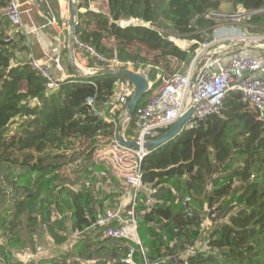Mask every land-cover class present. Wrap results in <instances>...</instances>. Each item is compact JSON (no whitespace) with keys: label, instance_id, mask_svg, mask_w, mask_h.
<instances>
[{"label":"trees","instance_id":"16d2710c","mask_svg":"<svg viewBox=\"0 0 264 264\" xmlns=\"http://www.w3.org/2000/svg\"><path fill=\"white\" fill-rule=\"evenodd\" d=\"M92 1L97 0H77L75 37L107 59H117L128 68L151 66L152 79L158 69L172 72L173 62H187L199 47L195 43L188 49L181 48L169 36L205 41L213 36L219 23L207 14L218 11L222 5L221 0H114L108 13L92 9ZM9 2L0 0V164L28 167L40 176L25 184L13 180V193L0 188V204L5 203L0 208V257L9 252L8 245L25 246L24 241L32 232L42 230L53 204L61 210L72 207L76 227L88 225L83 213L86 208L93 210L92 188L64 191L61 184L56 194L57 184L50 182L52 186L45 187L44 180L56 179L55 172L63 164L71 163L73 157H77L75 161H82L75 173L81 171L94 150L103 144L101 138L106 139L105 143L110 141L113 124L95 116L86 100L95 96L96 106L104 108L121 79L111 74L78 75L69 64L72 74L58 80L56 88H49L48 80L30 64L33 49L29 36L16 29L5 14ZM232 3L247 11L264 7V0H232ZM123 19L147 21L148 25L137 22L122 25ZM246 22L250 30L264 32L263 11L252 14ZM144 48L154 56L146 55ZM18 53H24L26 58H18ZM95 62L99 63L96 58ZM160 83L156 82L153 90ZM151 93L152 90L137 108L146 104ZM82 141L89 144L77 156V147ZM141 167L144 183L157 186L155 194L160 197L144 215V220L161 223L163 232L176 241L173 247L166 245L164 254H175L186 243L194 245L201 233L200 211L191 204L185 206L176 202V195L182 199L191 195V201L202 197L210 176L216 173L214 187L205 200L212 218H228L212 230L208 239L210 247L219 251H198L188 257L187 264H243L264 256V247L258 242L264 235V126L257 119L256 109L242 101L240 91L227 93L220 114L208 116L197 126L184 129L152 150ZM50 173L54 174L47 178ZM172 181L175 192L165 187ZM11 206L13 213L8 211ZM24 216L32 229L22 241L18 231ZM151 233L155 238H151L149 248H155L151 250V255L155 256L158 245L161 248L165 243L157 238L161 233L156 230ZM64 241L65 236L57 237L59 244ZM49 257L52 258V254ZM48 258L39 257V263L65 264L54 257ZM163 264L185 263L179 259Z\"/></svg>","mask_w":264,"mask_h":264},{"label":"built area","instance_id":"2783aa9c","mask_svg":"<svg viewBox=\"0 0 264 264\" xmlns=\"http://www.w3.org/2000/svg\"><path fill=\"white\" fill-rule=\"evenodd\" d=\"M27 1L35 4L38 0ZM21 6L20 0H10L5 14L16 29L23 30ZM261 11L260 9L247 11L240 7L233 13L211 11L207 17H213L219 23L249 26L246 22L248 17ZM53 22L54 18L49 19L47 25ZM245 32L246 29L237 35L232 33L224 38L216 39L213 31V36L203 42L191 40V44L198 43L199 47L191 53L185 72H162L158 69L155 78L152 79L151 66L140 65L137 72L149 81L152 95L144 106L136 109L131 118L128 116L127 103L135 87L129 79L121 78L117 82L114 94L105 103L104 108L107 112L96 106L95 96L87 98L86 103L91 107L93 114L113 124V135L110 141L100 144L89 160L93 163L100 162L101 169L96 170L95 167L89 166L91 178L85 179L81 187L68 186L75 192L82 187L92 188L93 210L91 212L86 208L83 213L89 223L83 228L76 227L74 210L64 211L55 204L51 207L49 219L43 222L44 229L51 226L61 236L66 237L62 243L64 245L62 248L66 252L74 249L75 244L80 241H89L90 234L97 232L98 255L86 257L80 251L73 257V264H163L168 260L179 259H183L187 264L188 257L198 251L207 253L219 251L217 248H211L208 241L200 250L196 246V241L194 245L186 243L175 254H164L166 245L173 247L176 241L168 238V235L163 232L161 223L148 221L149 226L154 225L155 230L161 233L157 238L165 243L161 248L158 245L155 256L151 255V250L155 248L150 249L145 246L139 232L140 218L150 212L158 202L153 197L158 187L144 183L141 166L144 158L152 151L146 147L151 138L162 134L160 133L162 130H168L189 108H192V114L183 125V130L197 126L208 116L220 114L223 100L231 90L242 93V101L256 109L257 119L264 126V42H262L264 33L246 35ZM174 37L170 35L169 39L178 44ZM241 41L246 42L245 46L252 47L254 50L242 52L239 49L238 52H228L230 42L236 44ZM253 41L257 44L251 46L250 42ZM74 45L90 53L99 61L97 68L95 67L96 70L126 67L125 63L117 59H107L92 46L83 44L76 37ZM221 45L225 47L221 49ZM209 53L212 54L204 58ZM55 62V55H49L45 60L36 57H31L30 60V64L48 80L49 88L58 86V80L55 78ZM129 64L132 65L131 62ZM198 65H200L199 69ZM195 73L196 81L193 83ZM158 81H161V86L154 91L153 86ZM120 135L125 141L138 140L139 146L122 143L119 140ZM80 162L82 161H73L70 164L71 169L75 170ZM140 192H145L147 195L145 201L140 200L144 203L141 210L138 209ZM191 199V195H186L181 200L177 199L176 202L189 206ZM189 215H191L190 210ZM203 229H205L204 221L201 223V233ZM33 241H37L35 236ZM49 250L38 244L34 249H26L21 258L25 261H33L38 255ZM69 262L70 258H68Z\"/></svg>","mask_w":264,"mask_h":264},{"label":"rangeland","instance_id":"374dc122","mask_svg":"<svg viewBox=\"0 0 264 264\" xmlns=\"http://www.w3.org/2000/svg\"><path fill=\"white\" fill-rule=\"evenodd\" d=\"M24 1H26V0H20V2L22 3V6H21L22 10H24L26 7H28L27 3L24 2ZM38 1L41 4V6L43 7V10L46 12L45 14L47 16H50L51 19H53V18H54V20L56 19L53 22V24H50L48 26L56 27V30L59 31V32H61L62 29H63L64 31L62 33L65 34V39H66L67 34L69 33V30H68L69 29V22H68V19H69V4H68V0H47V1L46 0H38ZM120 1L124 2V0H120ZM221 1H222L221 8L218 11H215V12H218V13H233L235 11H238V9H240V7H235L233 5L232 0H221ZM113 2H114V0L92 1V2H90V7L92 9H94V10H102V11L110 13L111 12V6H112ZM32 4L34 5V3H31L30 5H32ZM260 10H262L264 12V7L261 8ZM42 13H43V11H42ZM49 19L45 18V20H44L45 23H48ZM58 20L61 22L60 24H58ZM124 21H125V19H123V21H121L122 25L125 24V23L123 24ZM131 22L136 23L137 21L135 19H132ZM227 24H230V23H227ZM227 24H225V26H227L226 28H228L229 31H231L232 33H234L235 31L237 32V30L233 29L232 27L229 28L230 26L227 25ZM238 27H240V25ZM244 27L246 28V32H245L246 35H257V34H263L264 33V32H260V31H258V32L252 31V30L249 29L250 26H246L245 25ZM172 36H174V35H172ZM175 38H177V37H175ZM185 40L188 42L187 45H180L179 43L177 45H179L181 48L188 49L193 44H191V40H189V39H185ZM179 42L181 44H185V42L182 41V40H179ZM67 47H68V42L65 43L64 52H65V50H67ZM144 51H145L146 55H149V57H153L154 56V53L149 51V50H146V48H144ZM65 55H67V52H65ZM75 55H76L77 67L79 66L77 68V71H76L78 73V75H84L86 73V70L84 68H88V69L92 68V71H96L95 67L97 68V64L98 63H96V62L94 63L95 58L92 57V55L90 53L86 52L85 50H81V49H78V48L75 47ZM186 63L187 62H185V63H181V62H178V61L173 62V64H172V72H177V71L185 72L187 70ZM131 70L137 71V68L136 67H131ZM160 86H161V83L158 84L157 88L154 89V91H157L160 88ZM151 95H152V93H151ZM101 110L104 111V112H107V110L105 108H103ZM160 133H162V131H160ZM129 134H132V133L129 132ZM105 142H106V139L101 138V143L106 144ZM88 144H89L88 141H82L81 142L80 146L77 147V149L79 151L77 153V156L80 153H82L84 150L87 149ZM54 151H55V153H60L59 150H54ZM69 153L71 154L72 151L69 152ZM76 158L77 157H73V160L71 161V163L73 161H75ZM71 163L63 164L61 166L60 170H58V172H55V174H57V178L53 179V181L45 179L44 180L45 187H48V186L51 187L52 184L50 182H52L54 184H57V185H55V188H54L56 194L58 193V189L57 188H60L61 184H62V186L65 187L64 191L65 190L67 191V189L69 190V188H70V187H68L69 185H75L77 187L78 186L81 187L85 179L91 178L90 177L91 172L88 169L89 166L95 167L96 170H100L101 169V163L100 162H94L93 163V162L89 161L87 163V165H85V167L82 168L81 171L75 173L74 169L73 170L71 169V166H70ZM69 173H72V174L69 175ZM52 174H54V173L48 174L47 178L51 177ZM39 176H40V173L33 172L28 167H24V166H21V165H11L9 163H1L0 164V188L5 187V189L7 191L9 189V191H11V193H13V191H12L13 186L11 185V182L13 180L17 181L19 184H25V183L33 182ZM165 187H166V189L168 188V189H172L174 191V189H173V181L167 183L165 185ZM161 191H163V190H161ZM48 192H49V189H48ZM8 196H9V192H8L7 197ZM146 197H147V195H146L145 192H140L139 193V205H140L138 207L139 210H141V206L144 204V203L140 202V200L143 199L145 201ZM153 197L156 198L158 200V202H159L160 197H158L157 194H154ZM2 199H3L2 201L5 200V198H2ZM177 199H182V198L179 197L178 195H176L175 201ZM170 201L173 202L174 199L172 198V199H170ZM191 203H192V201L190 202V204ZM2 205L4 207L5 203H1L0 204V208H2ZM63 208H66V207H63ZM68 209L73 210L72 207L68 208ZM62 210L65 211V210H67V208L66 209H62ZM8 211L13 213V207L11 206ZM208 213H209V209H208ZM208 216H210L209 218L213 217L212 215H208ZM31 229H32V227L29 226L28 220L24 216L23 219H22V224L20 226V230L18 231V234L20 235L19 239L24 241V239H26V235L31 231ZM37 229L38 228H36V230ZM41 229L42 230H39L38 233L37 232H34V233L32 232L30 238H28L27 240L24 241V242H27V244H26L27 246L29 245L28 248L34 249L36 247V245L40 244V245H42L45 248H50V251L52 250V252H60V251H62L64 249V248H62L64 245L62 243L59 244L57 242V237L60 236V234L55 228H52V229L51 228H48V229L41 228ZM210 229H211V226H210L209 229L206 230V225H205V229H203V233L205 232L207 234L202 235V238H204V241L202 242L203 244H205V242H207L209 237H210V234L212 232V230H210ZM152 230H155V226L154 225L149 226L148 222H146L144 220V217H141L140 218V230H139V232H140V236H141V238H142V240H143V242H144L146 247H149V245L151 243L150 240H151V235H152L151 231ZM90 235H91V237L89 238V241H80V242L75 244V248L74 249L72 248V249H70V251L69 250H67V252L65 251L67 253L65 256H62L64 254H61V255L59 254V256H54V258L59 259L60 261H65V264H68V258L72 259V257H74L76 254H78L80 251L86 257L92 256V255H98L97 252L99 250V241L96 239V238H98L97 237V232H92ZM34 236L37 238L36 242H32ZM65 239H66V237H65ZM258 242H259V244L261 246L264 247V235L260 236L258 238ZM25 251L26 250H24L22 252L20 257H22L25 254ZM54 255H58V254L54 253ZM43 256L48 258V256H50V254L44 253ZM60 256H62V257H60ZM52 258L49 257L48 259H52ZM26 263L40 264L39 262H37V263H35V262H26ZM243 264H264V256L258 257L257 259H255L252 262L243 263Z\"/></svg>","mask_w":264,"mask_h":264},{"label":"crops","instance_id":"0c3cea01","mask_svg":"<svg viewBox=\"0 0 264 264\" xmlns=\"http://www.w3.org/2000/svg\"><path fill=\"white\" fill-rule=\"evenodd\" d=\"M24 2L27 3L28 7H26L23 10V25H24L23 31H24V33H26L29 36V40L31 42L32 49H33L32 56L36 57L38 59H41V60H45L49 55H55V57H56L55 78H56V80L65 79L66 77H68L69 75L72 74L70 71V68H69L70 62H69L68 55H65V52H64L65 43L68 42V34H67V37L65 39V34L62 33L64 31L63 29L61 32H59L56 30V27L48 26L47 23H45V21H44L45 18L49 19V17L45 14L46 12L43 10V7L39 3V1L37 3H35L34 5L33 4L30 5L31 3L28 2L27 0ZM42 11H43V13H42ZM60 23L61 22L58 20V24H60ZM225 24H227V23H219L215 27L214 37L216 39H221V38H224V37L232 34V32L229 31L228 28H226L227 26H225ZM227 25L230 26L229 28L232 27L233 29L237 30V32L236 31L234 32L235 35H237V33H241L242 31H244L246 29L244 27V25H240V27H238L239 25H233V24H227ZM230 45L231 46L229 48H227L228 52H230V53L238 52L239 49L242 52H248V51L254 50L252 47L248 48L247 46H240V48H239L238 46H235L234 43H232V42H230ZM220 47H221V49H223L225 46L223 47L221 45ZM24 56H26V55H24V53H18L17 54L18 58H26ZM74 71L76 72L75 69H74ZM216 176H217L216 173L213 174V176L212 175L210 176V178L207 182V185H206V190H205L204 195L200 198L196 197V200L193 198V201L191 203L193 209H197L198 211H200L202 218H203L202 221H204L205 225H206V230L209 229L210 226H211L210 230H213L219 224L225 223L228 221V218H222L219 220H215L214 218H209L210 216H208L209 215V213H208L209 208H208V203L205 200V198L208 195V193H210L211 190L213 189L214 184H215L213 182V180ZM201 199L202 200L204 199V200L201 201ZM200 204H202V207L200 206ZM204 234H207V233H205V232L200 233V236L197 239L198 243H196V245L198 244L197 247L200 250H202L203 245H204L202 243L204 241V238H202V235H204ZM8 246L9 247H7V248L9 249V252H7L5 250L6 254L1 255L0 264H31V263H26V262L37 263V262H39V257L44 255V253L52 254V257H54V253L58 254L55 256H59V254L61 255L62 253L65 252L64 250H62L60 252H52V250L51 251L49 250V251L44 252L41 255H38L36 257V259L33 261H25L20 257V255L22 254V252L24 250H26V248L28 249L29 245L28 246L27 245L20 246L18 244L12 243ZM60 257H62V256H60ZM72 261H73V257H72V259H70V262L68 264H73Z\"/></svg>","mask_w":264,"mask_h":264},{"label":"water","instance_id":"95a60500","mask_svg":"<svg viewBox=\"0 0 264 264\" xmlns=\"http://www.w3.org/2000/svg\"><path fill=\"white\" fill-rule=\"evenodd\" d=\"M69 4V33H68V47H67V55L69 58L70 65L77 71V63H76V55H75V45H74V40H75V25L77 21V15H78V5L76 0H68ZM50 19L51 17L48 16ZM134 22H131L129 20V24H132ZM137 23L142 24V25H148L147 21H137ZM211 40V39H210ZM264 42V41H262ZM246 42L241 41L239 43L234 44L235 46H245ZM257 43L250 42V45H256ZM209 53L205 55L204 58H207L210 56ZM200 68V65H198V69ZM104 74H111V75H116L121 78H126L129 79L134 87V93L130 96L128 103H127V110H128V116L131 118L136 109L138 104L142 101L143 97L151 90L150 83L147 80V78L140 74L137 71L131 70V68L128 67H121V68H102L96 71H92L89 73H85L84 75L86 76H98V75H104ZM196 81V73L193 77V83ZM192 114V108H189L186 113L181 116L168 130L163 132L162 134L151 138L149 142L146 144V147L149 150H154L158 148L159 146L167 143L168 141L172 140L175 136L180 134L183 131V125L185 122L189 119V117ZM119 140L129 146H139V141L138 140H131V141H125L122 135L119 136ZM84 161V160H83Z\"/></svg>","mask_w":264,"mask_h":264},{"label":"bare ground","instance_id":"6f19581e","mask_svg":"<svg viewBox=\"0 0 264 264\" xmlns=\"http://www.w3.org/2000/svg\"><path fill=\"white\" fill-rule=\"evenodd\" d=\"M126 24V23H129V21H127V20H125L124 22H123V24ZM174 40L177 42V43H179L180 45H187L188 44V42L186 41V40H182V39H178V38H175L174 37ZM179 40H182V41H184L185 42V44H181L180 42H179ZM79 67V66H78ZM85 70H86V73H89V72H92V68H84Z\"/></svg>","mask_w":264,"mask_h":264}]
</instances>
